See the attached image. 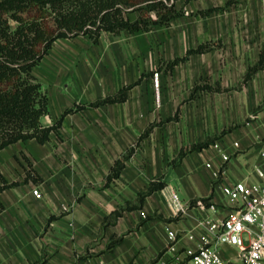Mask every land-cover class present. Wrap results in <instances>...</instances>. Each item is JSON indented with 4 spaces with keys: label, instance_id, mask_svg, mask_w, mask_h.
Returning <instances> with one entry per match:
<instances>
[{
    "label": "crops",
    "instance_id": "crops-1",
    "mask_svg": "<svg viewBox=\"0 0 264 264\" xmlns=\"http://www.w3.org/2000/svg\"><path fill=\"white\" fill-rule=\"evenodd\" d=\"M175 4L184 14L167 26L105 30L97 41L58 38L34 67L48 95L42 124L58 127L45 142L0 149L9 184L0 191V264L174 260L196 246L206 218L234 208L225 184L263 181L255 167L264 162V65L256 68L264 61V0ZM201 44L204 51L188 54ZM129 85L125 100L96 104ZM154 180L166 185L141 198ZM171 231L180 236L176 252Z\"/></svg>",
    "mask_w": 264,
    "mask_h": 264
},
{
    "label": "trees",
    "instance_id": "trees-1",
    "mask_svg": "<svg viewBox=\"0 0 264 264\" xmlns=\"http://www.w3.org/2000/svg\"><path fill=\"white\" fill-rule=\"evenodd\" d=\"M175 3L176 0H0V149L28 138L45 142L51 131L57 129L58 125L42 124L41 118L48 112V95L33 71L56 39L88 34L97 41L105 30L117 35L124 30L148 31L157 24L167 26L184 14ZM136 12L138 16L133 18ZM205 49L206 45L201 44L188 54ZM188 54L175 59L171 65ZM263 65L264 61H260L256 68ZM131 87L126 86L96 104L123 101ZM210 143V139L194 143L182 149L180 156L202 150ZM129 154L116 160L110 179L120 175ZM0 180L2 191L9 184L1 172ZM165 185L163 180H154L140 196L143 198Z\"/></svg>",
    "mask_w": 264,
    "mask_h": 264
},
{
    "label": "built area",
    "instance_id": "built-area-1",
    "mask_svg": "<svg viewBox=\"0 0 264 264\" xmlns=\"http://www.w3.org/2000/svg\"><path fill=\"white\" fill-rule=\"evenodd\" d=\"M158 76L156 72V84ZM224 158L229 156L224 154ZM255 172L262 182L238 180L225 184L223 192L235 201L234 208L222 218H206L196 246L186 248V255L160 264H264V162L255 167ZM32 191L37 197L42 196L37 186ZM172 195L178 209L183 210L177 192L172 191ZM169 235L168 249L176 252L179 233L171 231Z\"/></svg>",
    "mask_w": 264,
    "mask_h": 264
}]
</instances>
